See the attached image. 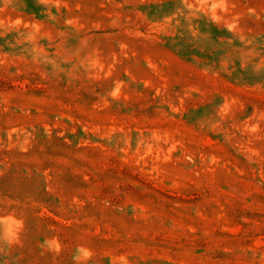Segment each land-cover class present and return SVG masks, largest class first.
Wrapping results in <instances>:
<instances>
[{
    "label": "rangeland",
    "instance_id": "obj_1",
    "mask_svg": "<svg viewBox=\"0 0 264 264\" xmlns=\"http://www.w3.org/2000/svg\"><path fill=\"white\" fill-rule=\"evenodd\" d=\"M0 264H264V0H0Z\"/></svg>",
    "mask_w": 264,
    "mask_h": 264
}]
</instances>
